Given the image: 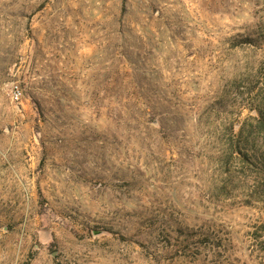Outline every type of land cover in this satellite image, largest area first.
Segmentation results:
<instances>
[{"label":"rangeland","instance_id":"obj_1","mask_svg":"<svg viewBox=\"0 0 264 264\" xmlns=\"http://www.w3.org/2000/svg\"><path fill=\"white\" fill-rule=\"evenodd\" d=\"M260 110L264 0H0V264H264Z\"/></svg>","mask_w":264,"mask_h":264},{"label":"built area","instance_id":"obj_2","mask_svg":"<svg viewBox=\"0 0 264 264\" xmlns=\"http://www.w3.org/2000/svg\"><path fill=\"white\" fill-rule=\"evenodd\" d=\"M12 97L14 100H20L22 97V91L19 86H15L12 89Z\"/></svg>","mask_w":264,"mask_h":264},{"label":"trees","instance_id":"obj_3","mask_svg":"<svg viewBox=\"0 0 264 264\" xmlns=\"http://www.w3.org/2000/svg\"><path fill=\"white\" fill-rule=\"evenodd\" d=\"M258 120V127L260 128L261 131H264V113L263 111H259V118Z\"/></svg>","mask_w":264,"mask_h":264}]
</instances>
